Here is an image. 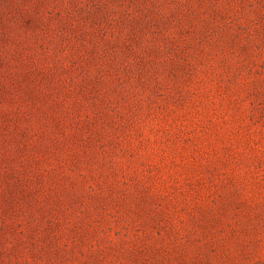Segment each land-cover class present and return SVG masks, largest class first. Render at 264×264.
Wrapping results in <instances>:
<instances>
[{"label": "rangeland", "instance_id": "374dc122", "mask_svg": "<svg viewBox=\"0 0 264 264\" xmlns=\"http://www.w3.org/2000/svg\"><path fill=\"white\" fill-rule=\"evenodd\" d=\"M0 264H264V0H0Z\"/></svg>", "mask_w": 264, "mask_h": 264}]
</instances>
